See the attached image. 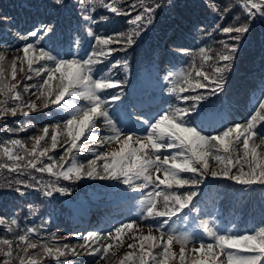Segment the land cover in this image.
I'll use <instances>...</instances> for the list:
<instances>
[{
	"label": "snow or ice",
	"instance_id": "obj_1",
	"mask_svg": "<svg viewBox=\"0 0 264 264\" xmlns=\"http://www.w3.org/2000/svg\"><path fill=\"white\" fill-rule=\"evenodd\" d=\"M50 7L68 13V29L44 22L33 23L24 34L0 28V40L23 44L16 47L10 63L0 52V120L36 119L47 110L49 118L58 121L33 136L30 148L20 139L0 145V158H6L0 163V188L7 190L0 191V198H17V194L23 198L30 189L45 197L55 192L66 195L70 189L59 186L60 178L87 177L125 185L126 194L131 190L143 197L138 202L141 211L107 230L76 232L74 237L52 233L40 240L33 239L34 233L38 235L36 228L14 231L12 226L19 221L5 207L0 210V226L6 225L13 237L0 238V264H79L69 257L112 264L116 251L125 244L124 236L141 217L148 232L131 235L133 242L127 248L132 251L124 253L119 264H264V218L252 226L228 227L215 220L212 226L196 224L192 215H210L199 207L201 185L209 176L234 181L242 186V193L258 187L264 194V73L255 103L251 97L245 101L248 116L243 122L232 118L229 95V75L237 55L257 26L264 29V0H208L191 27L208 39L217 33L227 39L219 40V49L199 47L187 70L157 75L155 87L162 96L166 93L160 103L154 95L145 100L136 94L137 87L128 78L127 57L165 11L162 0H76L71 5L51 0ZM101 8L112 16L97 19ZM126 16L131 18L125 21V30L97 34L95 29L102 22L111 24L115 17ZM3 24L16 21L5 17ZM201 24L202 28L197 27ZM184 51V47L177 49ZM116 69H123L125 75H115ZM18 71L23 73L21 80L16 79ZM34 78L36 83L26 82ZM168 99L175 103H167ZM23 130L7 129L9 133ZM89 141L100 147L115 143L119 148L97 151ZM58 147H64L59 161L49 155ZM82 148L94 154L86 164L78 163L73 154ZM69 156L70 166L65 170ZM3 170L10 179L3 178ZM35 173L56 179L45 181ZM29 210L35 215L31 206ZM178 221L184 223L183 229ZM71 238H78L77 243L65 242ZM174 244L180 246L178 259Z\"/></svg>",
	"mask_w": 264,
	"mask_h": 264
},
{
	"label": "trees",
	"instance_id": "obj_2",
	"mask_svg": "<svg viewBox=\"0 0 264 264\" xmlns=\"http://www.w3.org/2000/svg\"><path fill=\"white\" fill-rule=\"evenodd\" d=\"M67 3L76 4V0H66ZM135 2V0H131ZM208 0H162V3L166 6L165 11L157 15L156 20L154 21V27L143 37V40L139 45L135 46L133 50H130L128 53L127 59L130 62V72L129 75H135L144 69L148 71L149 68H153V62L156 57L161 58L163 61H176L178 63L177 67L173 70L179 72L184 69L187 70L189 65L193 63L192 54L197 52L199 47L210 46L213 49H219L220 44L219 40L227 39V37L217 33L213 38L208 39L203 36V33L196 31L191 25L201 18V12L203 11V5L207 3ZM228 2V0H225ZM51 0H0V28H11V33H16L19 31L21 34H24V29H30L33 23L44 22V23H55L58 24V12L56 8L50 7ZM77 15L79 13L77 12ZM97 19L99 16L108 15L112 16L111 13L106 12L102 8L98 10L95 14ZM5 17L14 18L16 21L15 25H4L3 20ZM130 16L126 17H115L114 22L111 24L101 23L99 27L95 30L97 34H111L113 30H125V21L130 19ZM62 21L65 25V29L69 28L68 24V13L66 11L62 12ZM73 26L75 25V17L72 18ZM18 25L19 28L16 26ZM63 28L61 25H59ZM204 25H198L197 27L202 28ZM82 35V32L79 33ZM73 35H77L76 32H73ZM175 41V43L173 42ZM31 42V40L29 41ZM264 44V29H261L257 26L249 35L247 42L244 44L239 54L236 57L234 62L233 70L229 75V95L233 93H238L240 88L247 83V78L250 75V78L260 79L255 82L256 85H261V75H253L251 72L257 67L258 64H264V56L262 55V45ZM9 45H12L9 47ZM23 47V44L16 40H9L5 43L3 40H0V52H3L7 57V62L10 63L11 59L16 55V47ZM180 47L186 48L184 52H177V49ZM117 59L119 57H116ZM196 63H199V58H196ZM26 65V64H25ZM24 65V66H25ZM19 68V66H18ZM172 69V68H171ZM131 73V74H130ZM248 73V75H247ZM114 74L120 77L125 75L123 69L114 70ZM21 73L18 71L17 80H19ZM15 83V81H12ZM27 83H36L35 81ZM34 91V89H33ZM3 97H0L2 99ZM34 98V97H33ZM25 99H28L27 94H25ZM213 99H215L213 97ZM167 103H175L173 99L168 100ZM166 106V105H165ZM34 115V114H33ZM248 116V114L242 115L241 121L243 118ZM58 121L56 119H50L47 112H44L43 115L39 116L36 119L29 120L24 116H19L17 118H9L8 120H0V145L5 144L10 139H20L24 141L27 147L32 146L31 138L35 135L41 134V130L48 123L55 124ZM34 125V127H29V125ZM23 128V131H17L15 133H9L8 128ZM106 134V132L101 133ZM48 145L50 146V136L46 138ZM44 142H42V145ZM111 145V144H110ZM110 145L105 147L96 148L97 151H107ZM64 147H67L66 145ZM64 147H58L49 153L59 161V157L63 155ZM20 154H23L21 152ZM76 156L78 163H87L89 159L94 158L92 152L82 151L73 153ZM45 162H49L47 157L42 158ZM71 156H69L68 161L64 163L65 170L70 166ZM6 162V158H0V163ZM98 163H103L102 161ZM4 171V179H10L11 176L8 175L7 170ZM15 174L13 173L12 176ZM37 178L41 176L45 181L55 180V177L50 176L47 173H35ZM210 178L207 177L206 180ZM222 178V177H217ZM63 187H68L70 189L69 193L64 195L59 192L53 193V197H45L41 192L30 189L26 190V195L23 198L18 197L12 198L11 196L7 198H0V210H3L5 207L12 210L18 219V225H13L12 228L16 232H22L29 224L35 225L39 230L38 235H33V239L47 240L52 233H56L57 237H74V233L83 232L86 234L87 231H94L100 228L110 229L114 227L115 216H109V218H102L105 213L102 211L100 213L94 212L93 215L88 218L87 215L85 218L86 226L73 227L71 224L72 220L66 218L64 212V202L72 203H81V199L78 194L74 191V188L77 186L72 180H63L60 178V185ZM234 184L230 180L228 184V189L232 188ZM209 186H204L202 189V194L205 196L209 194ZM0 191H7L6 189L0 188ZM140 198V200H142ZM137 201L136 206L129 211V217H136L141 211L139 201ZM53 202L54 208L57 212V220L55 222L49 216V208ZM209 201L206 202L208 204ZM215 203H217V196L215 198ZM27 204L32 206V209L35 210L37 215H34V219L30 221V217L27 215ZM227 204V201L224 203V208ZM257 207H262L259 209V222L264 218V194L260 193L258 198ZM109 213H107L108 215ZM106 216V214H105ZM231 220L232 225H239L240 227L248 226L243 220L239 218H227ZM142 223V229L147 234L148 227L146 226L143 218L139 219ZM180 222V221H178ZM177 222V223H178ZM45 223L50 227V236H45L41 234L40 224ZM184 226V225H183ZM7 226H0V238L7 237L11 239L13 237V232H8ZM106 229V230H107ZM56 230V231H54ZM154 235L158 233L153 230ZM78 238H71L66 240L67 243L75 244L77 243ZM126 244V242H125ZM32 252L33 250H29ZM115 251V249L113 250ZM116 256V255H115ZM114 258H112V264L114 263ZM48 257H43V260L47 261ZM73 261H78L79 264H92L90 258H76L71 259ZM176 264V262H173Z\"/></svg>",
	"mask_w": 264,
	"mask_h": 264
}]
</instances>
